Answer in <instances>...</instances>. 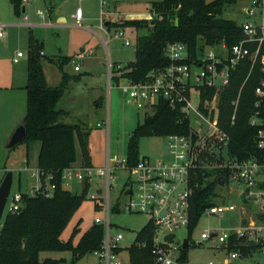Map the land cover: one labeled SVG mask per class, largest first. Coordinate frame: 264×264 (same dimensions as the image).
I'll list each match as a JSON object with an SVG mask.
<instances>
[{
    "label": "trees",
    "instance_id": "trees-1",
    "mask_svg": "<svg viewBox=\"0 0 264 264\" xmlns=\"http://www.w3.org/2000/svg\"><path fill=\"white\" fill-rule=\"evenodd\" d=\"M238 0H159L150 5V18L116 21L115 28L145 29L144 34L135 38L134 58L123 67L111 64L110 81L116 85L122 80L140 81L152 69H162L169 65L164 55L168 43L181 42L186 45L192 58L199 48L224 41L231 46L241 37V32L233 20L224 18L223 12L236 4ZM13 13L22 14L21 0H9ZM41 45L29 39L26 60L25 111L21 121L25 136L26 154L32 142L39 143L36 168L45 175L52 176L55 189L49 197L41 195H22V206L14 213H7L0 222V264H65V259L40 258V253L49 251H68V264H75L83 256L99 249L103 238L102 225L93 224L74 243L78 233V221L66 240L60 234L73 214L85 199L88 184L83 183L80 193L64 189L62 171L77 161V147L80 152V165L91 166L87 149L89 129L83 123H65L61 118L67 111L56 107L70 81L79 79L61 72L57 86L47 85L41 64ZM190 58V59H191ZM61 70L65 59L52 60ZM247 74V66L237 67L230 75L229 83L222 89L202 88L199 108L217 119L219 128L229 136L227 151L230 156L246 159L251 155H260L256 147V129L249 120L254 113V87L257 77L247 79L241 88L234 120L233 104L239 88ZM98 102V101H96ZM138 121L128 137L126 144V164L133 166L140 158L138 144L143 137H164L167 134H186L189 120L181 112L180 105H171L158 98ZM212 156H201V163H210ZM27 162V160H26ZM226 170L217 167H197L193 170L189 186L191 188L188 235L194 230L205 209L217 202L216 189L220 187L219 178ZM243 202L245 200L241 198ZM154 227L150 221L135 233L133 243L127 247L130 264H153L151 247ZM228 251H236L241 258H249L260 253L261 245L252 240L231 236L226 245ZM179 260L186 262L187 251H181Z\"/></svg>",
    "mask_w": 264,
    "mask_h": 264
},
{
    "label": "built area",
    "instance_id": "built-area-1",
    "mask_svg": "<svg viewBox=\"0 0 264 264\" xmlns=\"http://www.w3.org/2000/svg\"><path fill=\"white\" fill-rule=\"evenodd\" d=\"M36 0H21L22 6ZM241 12L245 19L236 23L240 32V39L227 46L224 41L215 42L211 46H204L196 51L191 58L185 44L181 42L168 43L164 48V55L169 60V65L162 69H152L145 78L140 81L122 80L117 85L126 94L128 99L137 109H150L158 98L166 100L171 105H180L181 112L189 120V129L186 134H167L163 138L167 143L166 152L157 159L140 156L133 165L128 166L126 159L110 164L108 157L101 167L83 166L74 164L62 171V185L65 180L75 181L80 192L83 183L88 184L86 194L93 200L95 209L104 211V218H95L94 223L102 225L103 238L99 249L93 253L104 264H122L119 259L121 248L118 242L123 238L121 233L110 234L111 224L109 215L126 211L132 214H142L148 217V221L154 227L153 244L151 254L153 264H186L181 262V251H187L190 246L201 244L203 241H216L217 247L226 245L231 236L252 240L261 245L260 252H264V0H248L242 3ZM36 15L43 21L44 13L37 10ZM24 20H27L25 15ZM75 25L81 26V9L74 13ZM104 26L102 25L101 28ZM107 33V32H106ZM109 34L107 33V37ZM124 39V44L129 41L125 38L124 29H118L114 34ZM4 37V30L0 24V40ZM23 53L18 51L14 62ZM82 57V55L80 56ZM191 58V59H190ZM247 66V74L241 84L236 99L232 102L234 120L235 111L241 88L245 81L254 75L257 84L254 87V113L249 123L256 129L255 143L260 155L246 159H238L229 155L227 146L229 136L223 132L215 117L209 113L216 111L214 101L210 104L209 113H203L198 107L189 103L192 90H197L199 101L202 88L219 90L228 85L230 75L241 65ZM108 78H110L111 64L107 63ZM77 65L74 71H78ZM215 157L216 163H201L203 154ZM197 167H217L226 170L227 184L234 183L241 187L238 193L254 206V215L249 221L238 220L236 227L207 229L201 231L199 237L193 239L192 232H188L184 238L188 241L187 249L182 248V242L177 241L175 232L180 228H187L190 223L189 205L191 188L190 177ZM118 168L126 170L127 181L121 187L118 195L110 196L113 172ZM31 178L34 179L27 189L21 190L20 183L15 192L8 194L3 209V214L17 212L22 204L23 193L34 196L49 197L55 189L51 181V175H45L34 168ZM101 179V185L94 183L95 178ZM223 185H224V177ZM68 186V182L65 184ZM64 187V185H63ZM236 207L230 203H217L204 210L201 217L208 215H223L227 211H233ZM200 217V218H201ZM167 237L170 241H167ZM236 251H228L223 264H230L238 258ZM207 264H218L209 260Z\"/></svg>",
    "mask_w": 264,
    "mask_h": 264
},
{
    "label": "rangeland",
    "instance_id": "rangeland-1",
    "mask_svg": "<svg viewBox=\"0 0 264 264\" xmlns=\"http://www.w3.org/2000/svg\"><path fill=\"white\" fill-rule=\"evenodd\" d=\"M106 1L67 0L65 2L64 0H52L55 9L59 7L67 17L63 23H59L53 14L48 17L45 14V8L40 7V3L35 2L31 4L35 7L33 11L35 13L37 10H42L44 22L41 24L40 18L35 15L36 13H32L33 16L30 17V21L35 25L23 26L18 25L22 23V15L16 16L13 13L9 0H0V24H6V38L3 41L4 44L0 45V86H8L9 84L16 86L21 83L20 80L23 79V76L25 78L30 38L36 40L42 47L40 52L41 64L47 85L57 86L61 80V72H65L69 76L79 77L78 80L68 83L56 107L67 111V115L61 118L62 122L83 123L89 129L87 149L93 167L104 166L107 157L111 165L116 162H124L129 135L137 122L142 121L144 114L151 113L148 109L136 108L120 87L110 81L107 68L108 62L123 67L132 61L135 51V38L144 34L146 30L124 28L125 38L129 41V44L125 45L124 39L114 36L118 29L122 28H115L113 27L114 24L111 23L107 37V33L101 26L105 20L110 19L109 14L105 13L108 8L112 10L113 14L115 13L116 18H118L117 22L122 19H146L152 15L149 13L151 3L159 0H108V4ZM62 2L65 3L62 4ZM243 2L247 3L248 0H238L234 6L227 8L222 16L236 23L242 22L245 19L241 12ZM76 6H80L90 18L83 24L81 21V27H76L74 19L69 18V12ZM29 7L31 8V6H27L28 14L30 12ZM17 51L23 53V56L19 58L18 64H14L11 62V57ZM81 55L82 57H80ZM66 57L67 62L62 65L61 70L56 61H48V59L57 60ZM75 65L78 66L79 71H74ZM20 92V89L0 88V182L6 171H11V193L17 190L18 182L23 191L34 181L30 174L36 168L39 149L38 142L30 144L27 154L24 143H18L12 148L6 147L9 141V132L12 128L14 130L17 127L14 125L15 122L19 124L24 116L25 94L22 98ZM189 103L193 107H198L199 94L197 90L190 92ZM166 149L167 143L163 137H143L138 144L140 156L150 159L161 157ZM80 161V152L77 147L75 164H79ZM212 161V164L216 163L215 157ZM112 175L114 177L110 180L112 186L110 196L115 197L127 181L128 173L126 170L118 168ZM101 179L102 177L95 178L93 182L101 185ZM66 182H68V186L65 185ZM63 185L64 189L80 193L79 185L73 180H65ZM236 187L234 183L229 182L216 189L218 196L214 201L233 204L236 209L227 211L223 215H203L192 232L191 237L193 239L198 238L201 231L236 227L240 218L249 221L253 217L254 206L248 201L243 202L238 194L241 187L235 191ZM91 192L89 190L87 194ZM87 194L60 234L61 240H66L70 236L78 221H80L79 231L73 239L74 243L93 224L95 218H104V211L95 209L93 200L89 199ZM5 215L4 213L2 219ZM147 221L146 215L132 214L126 211L109 215V222L112 225L110 234L121 233L123 237L118 242L121 248L118 257L122 264H130L126 249L133 243L135 233ZM186 234L185 228H180L175 232V239L181 241ZM227 255L228 250L224 246L217 247L216 241H203L199 245L190 246L186 264H207L209 260L223 264ZM46 257L63 258L66 261L65 264H68L70 252L49 251L40 253V258ZM75 264H104V262L94 253H88ZM230 264H264V252L253 253L247 259L238 257Z\"/></svg>",
    "mask_w": 264,
    "mask_h": 264
},
{
    "label": "crops",
    "instance_id": "crops-1",
    "mask_svg": "<svg viewBox=\"0 0 264 264\" xmlns=\"http://www.w3.org/2000/svg\"><path fill=\"white\" fill-rule=\"evenodd\" d=\"M51 1L52 0H36V1L31 2V3H27V4L23 5V7H22V14H21L22 16L20 15L22 17L21 18V20H22L21 22L22 23L21 24L19 23L18 25H23V26H33V25H35V24H32L31 21H30V17L33 16V14H35L34 11H33L35 7H34V5H31V4H33L35 2L40 3V5H41L40 7H44L45 8V14L48 15V17H50V15L53 14V16L55 15L56 20L59 23L65 22L67 20V17L62 13V11L60 10L59 7L55 9V7H54V5H53V3ZM64 1L66 2L67 0H64ZM65 2H62V4L65 3ZM102 3H105V2H102ZM106 3L108 4V0L106 1ZM28 5L31 6V8L29 7L30 8L29 14H28V11H27L28 10L27 9V6ZM77 8H80L81 9V17H82L81 21H82V24H83V22L85 23V21H89L90 20L89 16L86 15V12L80 6L74 7V9L69 12V18H73L74 19V22H75L74 13H75V10ZM105 13L109 14L110 19H107V20H105L103 22V26L104 27L102 29L105 31V33L106 32L108 33V31H109L108 28H109L110 24L111 23H114L115 21H117L118 18H116L115 13L113 14V12H112V10H110V8H108V10ZM25 15H27V20L26 21L23 18ZM39 20L41 21V24L44 22V20L43 21L41 19H39ZM1 25H2L3 30H4V37L0 40V45H3L4 44L3 41L6 38V24H1ZM76 27H78V26H76ZM16 53L11 57V62L14 63V64H18L20 62L19 58L22 57V56L21 57H18L17 61L14 62L13 59L16 58ZM43 54H44V52H43ZM20 81H21V83L18 84V85H16V86H13V85L9 84L8 86H0V88H2V89H6V88H10V89H20V91H21L20 92V95L22 96V98H24V94H25L24 87H25V84H26V68H25V78L23 76V79H21ZM15 123L16 124H14V125H17L18 126V125H20L21 122H19V124H18V122H15ZM12 127H14V126H12ZM13 131L14 130L12 128L8 135H11Z\"/></svg>",
    "mask_w": 264,
    "mask_h": 264
},
{
    "label": "water",
    "instance_id": "water-1",
    "mask_svg": "<svg viewBox=\"0 0 264 264\" xmlns=\"http://www.w3.org/2000/svg\"><path fill=\"white\" fill-rule=\"evenodd\" d=\"M24 136H25V129H24V126L20 124L14 129V131L10 135L9 141L6 147L7 148L14 147L15 145H17L18 143L22 141ZM218 183L220 186L223 185L222 177L218 179ZM11 184H12V172L6 171L0 182V222L3 217V209L5 206L8 194L10 192ZM167 241H170L169 237H167ZM187 247H188V241L186 238H184L182 242V248L185 250L187 249Z\"/></svg>",
    "mask_w": 264,
    "mask_h": 264
},
{
    "label": "flooded vegetation",
    "instance_id": "flooded-vegetation-1",
    "mask_svg": "<svg viewBox=\"0 0 264 264\" xmlns=\"http://www.w3.org/2000/svg\"><path fill=\"white\" fill-rule=\"evenodd\" d=\"M121 190V189H120Z\"/></svg>",
    "mask_w": 264,
    "mask_h": 264
}]
</instances>
